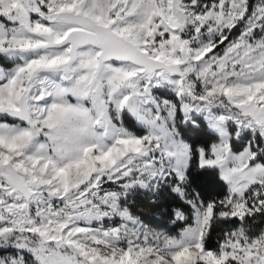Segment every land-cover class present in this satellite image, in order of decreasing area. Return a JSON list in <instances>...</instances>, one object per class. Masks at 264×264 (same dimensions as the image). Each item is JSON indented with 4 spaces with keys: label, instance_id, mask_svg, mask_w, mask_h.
<instances>
[{
    "label": "snow or ice",
    "instance_id": "snow-or-ice-1",
    "mask_svg": "<svg viewBox=\"0 0 264 264\" xmlns=\"http://www.w3.org/2000/svg\"><path fill=\"white\" fill-rule=\"evenodd\" d=\"M0 264H264V0H0Z\"/></svg>",
    "mask_w": 264,
    "mask_h": 264
}]
</instances>
